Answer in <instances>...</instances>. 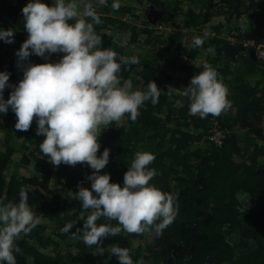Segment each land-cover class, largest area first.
<instances>
[{"label": "trees", "instance_id": "1", "mask_svg": "<svg viewBox=\"0 0 264 264\" xmlns=\"http://www.w3.org/2000/svg\"><path fill=\"white\" fill-rule=\"evenodd\" d=\"M111 3L108 0L107 7L99 10L101 23L95 25L101 47L120 57L137 56L138 64L121 66V78L131 80L138 90H146L153 81L161 93L158 103L149 100L140 107L135 122L125 114L102 130L97 155L108 148L110 156L99 174H109L110 183L122 186L134 154L153 153L156 158L150 167L158 175L151 183L178 193L175 219L159 234L151 228L141 234L122 230L106 238L102 256L95 246L72 238L90 212L82 210L76 197L78 185L91 190L86 177L94 170L80 163L53 166L40 151L44 137L36 135L35 117L28 131H19L9 109L0 113V195L18 202L25 187L29 205L37 216L43 215L35 229L16 241L17 264H119L110 255L112 245L129 249L133 261L143 264H264V146L257 144L264 134L252 124V116L264 114V59L256 57L254 47L243 44L264 42V0H135L133 4L121 0L118 11ZM142 3L156 11L153 21L147 12L135 9ZM21 10L10 0H0V28L15 30L11 44L0 41V71L10 73L8 83L13 85L22 80L27 63L58 62L63 56L54 53L45 60L31 55L17 65L15 53L28 38ZM120 11L131 12V21L108 17ZM234 18L240 23L233 32ZM241 21L250 22L249 28L244 29ZM197 36L204 39L200 47L192 44ZM205 64L214 67L227 85L232 107L219 115L192 117L189 101L179 91ZM11 90L5 89V100ZM177 101L183 107H177ZM212 120L225 132L221 146L207 139ZM244 123L248 132L240 138L239 126ZM242 200L250 205L238 212ZM68 222L75 227L63 233ZM97 223L118 222L102 217Z\"/></svg>", "mask_w": 264, "mask_h": 264}, {"label": "clouds", "instance_id": "2", "mask_svg": "<svg viewBox=\"0 0 264 264\" xmlns=\"http://www.w3.org/2000/svg\"><path fill=\"white\" fill-rule=\"evenodd\" d=\"M108 0H29L21 10L28 38L15 53L17 65L28 61L31 55L44 58L62 53L58 62L27 63L18 84L8 83L10 73L0 71V113L9 109L15 114V128L28 131L36 120V135L43 136L40 151L53 166L86 164L94 170L86 179L91 190L78 185L76 197L82 210H90L82 228H76L72 238H81L98 255L106 238L121 231L141 234L149 229L159 234L173 222L177 213L178 193L162 191L151 183L158 175L150 165L155 155L138 151L123 176V185L110 183V175L99 174L109 162L110 149L98 156V139L102 130L113 122L127 118L135 122L140 107L147 101L158 103L161 90L150 81L146 90L133 89L132 81L122 79L121 66L138 64L137 56L120 57L111 48H102L101 36L95 25L101 23L97 5ZM121 0H112L111 8L118 11ZM15 30L0 28V41L13 42ZM204 43L203 37L193 38L194 47ZM12 89L7 100L5 89ZM189 101L192 114L202 118L219 115L232 107L227 98L229 89L218 72L205 64L203 71L192 76L182 91ZM177 107H183L177 101ZM243 211V209H241ZM28 203V191L22 187L19 200L8 201L0 195V264H17L15 254L20 251L16 241L29 234L40 223ZM117 221L116 226L98 224L100 218ZM159 220V223H155ZM75 227L66 223L61 231L69 233ZM110 255L119 264H143L133 261L130 251L112 245Z\"/></svg>", "mask_w": 264, "mask_h": 264}, {"label": "built area", "instance_id": "3", "mask_svg": "<svg viewBox=\"0 0 264 264\" xmlns=\"http://www.w3.org/2000/svg\"><path fill=\"white\" fill-rule=\"evenodd\" d=\"M10 2H12V5L15 6V7H19V8H23L24 6H26V4L29 2V0H10ZM42 3H45L46 5H51V0H41ZM104 6H107L104 5ZM97 11L100 7H103V6H99L97 5ZM24 21V20H22ZM244 46H252L254 47V50H255V54H256V57L259 59V60H263L264 59V42L262 43H258V42H255V41H244L243 42ZM189 115L192 116V117H201L200 115L198 114H192L190 111H189ZM209 136L207 137V139L209 141H211V143L213 145H216V146H221L222 145V141H223V138L225 136V132L220 128L219 124L217 123L216 120H212L211 123H210V128H209Z\"/></svg>", "mask_w": 264, "mask_h": 264}, {"label": "crops", "instance_id": "4", "mask_svg": "<svg viewBox=\"0 0 264 264\" xmlns=\"http://www.w3.org/2000/svg\"><path fill=\"white\" fill-rule=\"evenodd\" d=\"M245 18L246 17H243L242 16V19L243 20H245ZM248 20V19H247ZM234 21H238V19H236V18H234L233 20H231V22H234ZM230 22V23H231ZM241 26H243V28L244 29H246V28H249V26H250V22H248V21H246V22H242L241 21ZM261 29H264V26H262V28ZM255 79V78H254ZM252 81H253V79H252ZM254 82V81H253ZM252 82V83H253ZM253 117V122H252V124H254V128L255 129H257L258 131H261L263 134H264V114L263 115H261L260 117H254V116H252ZM242 121V120H241ZM239 130H240V132H238L239 133V137L240 138H242V137H244L245 136V134H247V132H248V126H247V124L246 123H244L243 125H241V126H239ZM263 140H260V142H262V143H257L258 145H260V146H264V138H262ZM252 145V144H251ZM199 147H204L205 146V143H199V145H198ZM243 201V200H242ZM250 204H247L246 203V200H244L243 201V203L242 204H239V206H241L240 208H238L237 210H238V212H242V210L241 209H245V208H247V206H249Z\"/></svg>", "mask_w": 264, "mask_h": 264}, {"label": "rangeland", "instance_id": "5", "mask_svg": "<svg viewBox=\"0 0 264 264\" xmlns=\"http://www.w3.org/2000/svg\"><path fill=\"white\" fill-rule=\"evenodd\" d=\"M126 1V3H129V4H133L134 2H135V0H125ZM136 6V8L135 7H133V8H135V9H137L138 11L139 10H142V12L143 11H145V12H147V11H149L151 8H149V7H144L145 6V4L144 3H142V4H139V5H135ZM102 7H100L99 9H98V11L97 12H99V10L101 9ZM103 9V8H102ZM152 11V10H151ZM141 12V13H142ZM131 12H127V13H124V12H118V13H111V14H108V17H112V18H115L116 17V19H120V20H126V21H131ZM132 22H133V20H132ZM239 21H234V22H232L231 23V27H232V30H233V32H234V28H236V27H238L239 26ZM241 25V24H240ZM182 29H185V28H183L182 27ZM232 32V33H233ZM206 34V33H205ZM209 35H215V34H213V33H208ZM189 38H191V37H189ZM171 56H172V54H171ZM178 60L180 61V59L178 58ZM179 76L178 75H176L175 76V78H174V80L175 81H177V78H178ZM181 77V76H180ZM170 85H172L173 86V84H172V82L170 83ZM175 91H176V89H175ZM189 111H190V109H189ZM189 111H188V113H189ZM199 132V131H198ZM24 175H27V173L26 172H22ZM175 250L176 249H174V252H172L171 254H175ZM222 263V262H221Z\"/></svg>", "mask_w": 264, "mask_h": 264}, {"label": "water", "instance_id": "6", "mask_svg": "<svg viewBox=\"0 0 264 264\" xmlns=\"http://www.w3.org/2000/svg\"><path fill=\"white\" fill-rule=\"evenodd\" d=\"M151 8V7H150ZM150 10H152V8L150 9ZM151 12V13H150ZM156 11H154V10H152V11H147V15H148V17H150L151 18V21H153V17H152V15H155L156 16Z\"/></svg>", "mask_w": 264, "mask_h": 264}]
</instances>
